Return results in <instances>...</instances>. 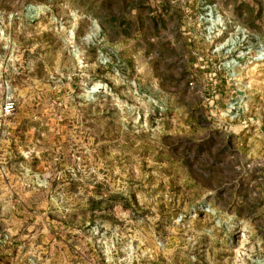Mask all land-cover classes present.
I'll list each match as a JSON object with an SVG mask.
<instances>
[{"label": "rangeland", "instance_id": "1", "mask_svg": "<svg viewBox=\"0 0 264 264\" xmlns=\"http://www.w3.org/2000/svg\"><path fill=\"white\" fill-rule=\"evenodd\" d=\"M260 50L264 0H0V264H264Z\"/></svg>", "mask_w": 264, "mask_h": 264}, {"label": "built area", "instance_id": "2", "mask_svg": "<svg viewBox=\"0 0 264 264\" xmlns=\"http://www.w3.org/2000/svg\"><path fill=\"white\" fill-rule=\"evenodd\" d=\"M259 50V49H258ZM252 58L254 61H261L264 58V51L260 50V51H256L254 55H252ZM233 65L231 66V69H233ZM15 110V106L13 102H7L5 103L4 107H3V113L5 115H10L11 113H13Z\"/></svg>", "mask_w": 264, "mask_h": 264}, {"label": "crops", "instance_id": "3", "mask_svg": "<svg viewBox=\"0 0 264 264\" xmlns=\"http://www.w3.org/2000/svg\"><path fill=\"white\" fill-rule=\"evenodd\" d=\"M178 14H179V17H180V18H179L180 21H178V25H180V27H181L182 24H184L185 21L183 20L182 16H180L181 13H178Z\"/></svg>", "mask_w": 264, "mask_h": 264}]
</instances>
